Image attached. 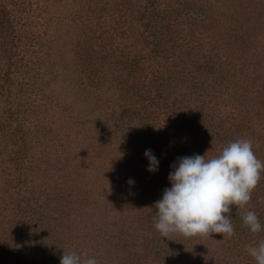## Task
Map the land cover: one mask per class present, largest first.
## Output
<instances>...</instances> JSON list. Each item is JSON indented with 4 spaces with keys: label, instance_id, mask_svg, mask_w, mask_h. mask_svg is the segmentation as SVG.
I'll return each instance as SVG.
<instances>
[{
    "label": "rangeland",
    "instance_id": "374dc122",
    "mask_svg": "<svg viewBox=\"0 0 264 264\" xmlns=\"http://www.w3.org/2000/svg\"><path fill=\"white\" fill-rule=\"evenodd\" d=\"M53 80L57 105L34 95ZM262 85L264 0H0V264H60L64 251L97 264H256L246 246L264 240V171L237 206L262 226L245 228L243 255L233 235L161 237L154 203L178 157L224 147L195 134L250 140L264 163ZM142 95L183 127L141 120Z\"/></svg>",
    "mask_w": 264,
    "mask_h": 264
},
{
    "label": "clouds",
    "instance_id": "9594fccd",
    "mask_svg": "<svg viewBox=\"0 0 264 264\" xmlns=\"http://www.w3.org/2000/svg\"><path fill=\"white\" fill-rule=\"evenodd\" d=\"M143 155L148 161L146 170L157 171L159 160L152 151L146 149ZM170 167L172 171L167 177L170 187L154 203V227L161 237L170 233L186 237L217 233L231 237L234 234L231 206L247 204L264 171V163L255 156L251 141L246 139L228 143L212 158L206 159L205 154L178 157ZM128 183L134 181L129 179ZM242 222L252 233L261 231V223L252 211L243 215ZM246 251L256 264H264V240L246 246ZM82 256L86 253L64 251L60 264H97L95 258Z\"/></svg>",
    "mask_w": 264,
    "mask_h": 264
},
{
    "label": "trees",
    "instance_id": "16d2710c",
    "mask_svg": "<svg viewBox=\"0 0 264 264\" xmlns=\"http://www.w3.org/2000/svg\"><path fill=\"white\" fill-rule=\"evenodd\" d=\"M59 71H61V70H58V73H59ZM63 78H64V75H63ZM88 78H89V80L90 79H92L91 78V76L90 75H88ZM53 79H55V77H53ZM52 80V79H51ZM54 81V85L53 84H51L50 85V87H48V89H49V93L47 92V89H45V90H40V91H38L37 89L39 88V87H36V88H34L35 89V94L34 95H37L38 94V92H42L43 93V95L47 98V99H53L54 101H55V104H56V101L58 100L56 97H55V93H53V95H51L50 94V92H53V86H55V85H57V81H55V80H53ZM93 81H94V85H97L98 87L100 86V87H103L104 86V84H105V76L103 75V76H98L97 77V75H94V77H93ZM40 82H41V80H40ZM82 85V83H80V82H78V80H76L75 81V87H80ZM83 89H85V88H83ZM260 89H264V85H262V87L260 88ZM37 90V91H36ZM263 91V90H262ZM26 93H28V91H27V89H26ZM41 93V94H42ZM86 100V102H88V99H85ZM52 101V100H51ZM138 101H139V107H140V109H141V111H142V115H141V120H146V118L148 117V115H151L152 117H155V118H157V119H159L161 122L160 123H162L163 125H167L168 124V122H172L173 124H175L178 128H182L183 127V125H181L182 123H177V122H174V121H170V120H168V119H165L164 117H163V115H162V113L157 109V108H154L151 104H150V102L148 101V99L145 97V95H142L141 96V98L140 99H138ZM57 105V104H56ZM129 110H132L131 108H129ZM137 116H140V115H138V114H136ZM130 127H131V125L129 124V123H126V122H122V123H120V125H117V128H116V131H115V135L113 136V137H115L116 139L118 138V137H120L119 135H118V133L119 132H121V131H126V129L128 130H130ZM23 127H21V128H19L20 129V132H22L24 135L26 134V132L27 131H25L24 129H22ZM112 133H114L113 131H112ZM190 134V133H189ZM194 137H197V139L200 141V142H203V143H205V144H212V143H220V142H222L223 143V145L224 146H226L228 143H230L231 141H224L222 138H219V136H217V135H205V134H203V133H200V134H195L194 135ZM127 164L128 165H130V160L128 159V162H127ZM230 216H231V222H232V224H233V230H234V234H233V237H234V240H233V242L235 243L234 244V248L235 249H238L239 250V254L240 255H243L242 253H241V251H240V249H241V240H242V234L244 233V232H246V230H245V228L247 227V226H245L244 224H243V222H242V217H243V215H242V213H241V211H240V209L236 206V205H233L232 207H231V213L229 214ZM155 223V222H154ZM29 228V227H28ZM32 234H35V232H34V230H32ZM238 242H239V244H238ZM172 245V244H171ZM169 246L168 245V250L165 248V247H163V246H161V251L163 252V253H165V252H168V253H170L171 255H173L172 254V246ZM240 255H239V259L241 258L240 257ZM245 255V254H244ZM245 258V257H244ZM214 262V261H213ZM215 263V262H214Z\"/></svg>",
    "mask_w": 264,
    "mask_h": 264
}]
</instances>
